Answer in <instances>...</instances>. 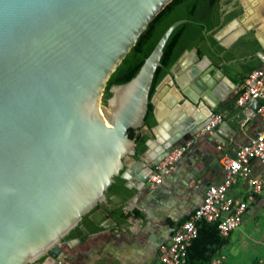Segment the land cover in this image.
<instances>
[{
  "label": "water",
  "instance_id": "obj_1",
  "mask_svg": "<svg viewBox=\"0 0 264 264\" xmlns=\"http://www.w3.org/2000/svg\"><path fill=\"white\" fill-rule=\"evenodd\" d=\"M170 2L0 0V264H68L63 247L71 248L80 239L66 237L76 228L89 234L83 218L107 201L106 192L115 177L136 190L131 200L138 193H152L159 184L151 176H163L177 165L178 160L157 168L171 152L192 142L180 159L192 146L213 144L220 135L202 133L217 116L216 105L225 88L221 83L215 93L208 91L215 80L210 81L207 69L224 82L232 81L211 64L208 55L200 58L195 48L184 51L150 96L163 48L187 19L166 29L138 72L126 83L111 86L103 104L111 74ZM238 2L240 16L212 34L224 51L247 32L236 28L257 5V0ZM229 10L222 7V19ZM212 32L203 31L206 38ZM208 46L214 50L210 42ZM224 51L216 55L224 58ZM188 56L189 72L177 75ZM206 64L209 67L200 74L199 68ZM189 78L193 80L190 89ZM168 80L181 96L176 102L179 110L166 122L170 131L165 140L147 139L146 151L136 156V142L128 137V130L141 134L161 128L157 93ZM149 104L157 123L153 127L145 125ZM184 105L202 106L209 116L192 117ZM151 144L159 150L146 167L149 173H140L139 183L133 184L126 160L139 163L135 157L144 159Z\"/></svg>",
  "mask_w": 264,
  "mask_h": 264
},
{
  "label": "crops",
  "instance_id": "obj_2",
  "mask_svg": "<svg viewBox=\"0 0 264 264\" xmlns=\"http://www.w3.org/2000/svg\"><path fill=\"white\" fill-rule=\"evenodd\" d=\"M222 4L227 6L224 2ZM238 8L241 9L239 2ZM242 28H246L247 32L224 51V56L226 52L231 54L228 60L214 54H204L209 56L211 64L224 72L232 84L224 82L214 71H210L209 64L199 68L200 74H204L208 68L210 81L215 80L213 89L208 88V91L215 93L216 87L221 83L225 86L220 93L222 99L216 96L217 101L220 100L216 105V113L221 122L209 134L218 132L220 135L214 139L213 144L205 145L200 142L192 146L185 156L178 159L175 167L159 177V188L154 192L138 193L135 199H128L124 203L112 196L109 198L111 202L106 201L103 208L91 213L88 216L90 225H84L89 234L79 232L69 238L79 237V242H75L71 248L63 247L68 254V264H160V247L170 242L174 231L201 204L206 189L223 181L220 158L233 156L235 149L247 143L260 128V120L255 113L258 108L257 101L261 103V100L249 99L242 106H238L234 100L244 91L245 81L242 82L241 78L247 76L248 70L264 67V47L260 46V42L264 45V0H257L253 13L242 17L236 29ZM249 38L257 41L259 50L254 55L245 56L243 50H239L236 45L241 41H248ZM257 53H261V56L258 57ZM224 59L229 63H224ZM190 61L191 56L185 58L181 68L176 71L177 75L182 76L189 72ZM192 83L193 80L189 78L188 89ZM158 91L157 95L161 96L157 100L158 118L163 120L162 126L156 132L144 130L141 134L147 139L157 138L164 141L170 131L167 130L166 122L172 120V112L179 110L176 102H179L181 96L169 80ZM183 109L192 117L197 113L209 116V111L202 106L191 109L184 105ZM231 109L234 111L231 112ZM154 121L156 125L155 118ZM146 149L147 147L144 151ZM158 150L157 145L151 144L144 159L135 157L139 163L126 160L127 168L132 171L128 176L131 183H139L137 176L140 173H149L146 167L155 158ZM250 167L254 175L262 173L258 162L251 161ZM122 180L126 187L127 181ZM127 190L132 196L137 193L134 189ZM227 195L235 204L246 203V209L241 225L230 234L228 243L215 258L222 257L221 264H264V187L260 193L251 194L247 181L238 179L228 189ZM116 206H121L124 214L128 215L124 222L118 223L107 215V211Z\"/></svg>",
  "mask_w": 264,
  "mask_h": 264
},
{
  "label": "trees",
  "instance_id": "obj_3",
  "mask_svg": "<svg viewBox=\"0 0 264 264\" xmlns=\"http://www.w3.org/2000/svg\"><path fill=\"white\" fill-rule=\"evenodd\" d=\"M222 1L223 0H171V2L150 21L147 29L139 37L136 44L130 49L117 69L111 74L105 87L103 104H105V100L110 97L109 88L113 85H119L129 81L138 72L144 60L151 53L166 29L178 20L187 19L188 22L179 25L166 42L160 60L161 66L156 69L153 77L150 96L154 94L156 87L167 75L169 68L184 51L195 48L200 57L204 56L205 53L209 55L222 53L224 49L212 37L214 29L222 27L225 23L241 13V9L238 8L225 15L222 19ZM231 1L232 0H224L223 2L229 4ZM205 29L207 32L213 31L207 38L203 33ZM208 42H210L214 50L210 49ZM236 47L239 50H243L245 56L249 54L254 55V53L259 50V45L253 38H249L248 41L239 42ZM230 56L231 54L226 52L224 57L228 60ZM253 71L254 68L248 70L247 76H243L241 81H245ZM242 93L243 91L236 96L234 102L237 101ZM152 111L153 105L149 104L148 112L145 117V125L148 127H153L155 125ZM233 111L234 110L231 109V112ZM128 137L134 139L136 142V156L143 153L147 137L145 135L136 134V131L132 129L128 130ZM106 196L108 203L111 202L109 198L112 196L119 198L120 201L124 203L132 197V193L124 186V181L121 178L115 177L113 184L106 192ZM103 207L104 204L98 205L93 212ZM107 215L118 223L124 222L128 218V215L124 214L121 206H116L108 210ZM88 216L89 215L85 216L82 221V224L85 226L90 225ZM197 228V237L188 244L184 264H210L222 247L228 243L229 237L223 238L220 236L217 223L200 221L197 223ZM79 232L78 228L74 229L66 239L79 234Z\"/></svg>",
  "mask_w": 264,
  "mask_h": 264
},
{
  "label": "built area",
  "instance_id": "obj_4",
  "mask_svg": "<svg viewBox=\"0 0 264 264\" xmlns=\"http://www.w3.org/2000/svg\"><path fill=\"white\" fill-rule=\"evenodd\" d=\"M249 99L261 100L255 113L260 120L259 130L247 143L235 149L233 156L220 158L224 174L223 181L206 189L201 204L174 231L170 242L160 247V264L185 263L188 244L197 237V223L200 221L217 223L219 234L223 238H228L241 225L246 203L235 204L227 195L228 189L238 179L247 181L251 194L262 191L264 187V67L256 69L249 74L244 82V91L238 97L236 104L242 106ZM220 122L221 118L215 116L202 129V133L210 134ZM190 143L177 147L157 168L161 169L166 165H172L179 159ZM251 161H256L260 164L262 168L261 174H253L250 167ZM159 177V175H154L151 181L158 183L160 181ZM222 260V257H217L210 264H221ZM260 264H263V262Z\"/></svg>",
  "mask_w": 264,
  "mask_h": 264
},
{
  "label": "flooded vegetation",
  "instance_id": "obj_5",
  "mask_svg": "<svg viewBox=\"0 0 264 264\" xmlns=\"http://www.w3.org/2000/svg\"><path fill=\"white\" fill-rule=\"evenodd\" d=\"M223 6H225V5H222L221 4V11H222V7ZM227 7H230V10H229V12H233V11H235V10H237L238 9V0H232L231 2H230V4L229 5H227ZM228 12V13H229ZM223 17V16H222ZM104 204V203H103ZM105 205V204H104Z\"/></svg>",
  "mask_w": 264,
  "mask_h": 264
},
{
  "label": "rangeland",
  "instance_id": "obj_6",
  "mask_svg": "<svg viewBox=\"0 0 264 264\" xmlns=\"http://www.w3.org/2000/svg\"><path fill=\"white\" fill-rule=\"evenodd\" d=\"M227 5H229V4H227Z\"/></svg>",
  "mask_w": 264,
  "mask_h": 264
}]
</instances>
